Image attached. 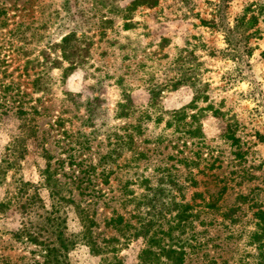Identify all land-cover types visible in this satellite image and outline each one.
Wrapping results in <instances>:
<instances>
[{
	"label": "rangeland",
	"instance_id": "obj_1",
	"mask_svg": "<svg viewBox=\"0 0 264 264\" xmlns=\"http://www.w3.org/2000/svg\"><path fill=\"white\" fill-rule=\"evenodd\" d=\"M243 13L255 19L241 37L228 28ZM71 31L82 61L63 80L67 62L50 61ZM40 71L45 92L32 86ZM154 85L164 91L152 105ZM95 97L94 126H83ZM126 124H140L131 140ZM42 147L61 186L62 264H135L163 244L182 246V264H264V0H0V264H48ZM135 230L146 234L126 239Z\"/></svg>",
	"mask_w": 264,
	"mask_h": 264
},
{
	"label": "trees",
	"instance_id": "obj_2",
	"mask_svg": "<svg viewBox=\"0 0 264 264\" xmlns=\"http://www.w3.org/2000/svg\"><path fill=\"white\" fill-rule=\"evenodd\" d=\"M221 3H224L225 0H219ZM158 2V0H141V3H147V5L150 6H154L156 5ZM255 17L251 16L248 19L246 18V14L243 13L240 16H238L235 19V24L232 28H228V30L230 32H232L234 29H239V28H243L242 31L239 33V35L241 37L247 36L245 34V29L246 27H251V23L252 21H254ZM246 26V27H245ZM226 40H227V36H226ZM80 38L77 37L76 32L75 31H71L68 32L64 35L61 36L59 42H57L55 44L56 47H58L60 49V57H61V61L58 59H53L52 61H50L49 59V55L44 53L42 54V62H39V65H46L47 61H50L51 63V68H57L60 67L59 65H61L62 60L67 62V66H65L63 68V72L64 74L62 75V79L64 80L65 77L67 76V74L72 71L81 61V55H80V51L81 49V45H80ZM47 72L45 71H40L37 72L35 74V77L32 80V86H33V90L36 92L39 91H43L45 92L48 89V85H47ZM182 78L178 77L176 80L173 81L172 84V89H175L180 83H182ZM164 86H159V85H154L152 87L148 88V93H149V100L150 103L152 105H155L157 102V99L160 95L161 92L164 91ZM2 98V97H1ZM4 98V97H3ZM124 101L120 102V118H124L127 117V115L129 114V109L131 106H133V102L131 99V95L129 93L124 94ZM199 98V95H195L194 97V101L197 100ZM96 100H98V98H93V99H86L83 103H82V107L84 109V115L82 118V124L83 126L86 127H93L94 126V122L98 116V112L96 111ZM190 107H194V105H191ZM20 114H28L29 112H27L24 109H20L19 111ZM174 116H183L185 115V108L175 111ZM20 117V116H19ZM27 120V119H26ZM31 119H28V121L23 122L21 125V129L28 131V135L25 136L26 139L31 138L34 136L35 133V126L33 124V122H29ZM136 127H140L136 125V126H131V124H126L123 128L125 130V138H130V134L128 133L129 131H131V129L136 128ZM35 137V136H34ZM20 138V137H19ZM24 139V137H21ZM125 138L123 140V137L121 138V144L120 146L125 145L126 141ZM20 140V139H19ZM43 152H44V157L46 160V165L45 168L41 171V179H42V184L47 188L48 190V194L49 197L52 200V210L48 211L47 213H49V217L46 218L47 222L49 223V226L52 229V233L55 234L56 238H55V243H44L45 244V261L48 264H62V259H63V254L61 249L66 250L67 249V242L65 241L66 238H64L63 233L64 230L61 225V222L59 221V216H56L55 213L57 212V205L59 204V200L63 199L61 196V186H60V181L58 178H55V173L53 172L54 169L51 168V158L52 155L48 152V150L46 148H43ZM59 160V159H58ZM60 163L62 162V160L59 161ZM4 172H5V168L4 166H0V181L2 180V177L4 176ZM168 175V174H167ZM161 176V178L159 179V183H164V177ZM25 185V184H24ZM153 193L152 195L149 197L148 195L145 196L147 201L145 202V204L148 207V212L149 213L154 207H155V203L157 202V193L159 192H163V189L160 188V186H157L153 189ZM32 198H28V203L31 201ZM4 207V203L1 202L0 203V208ZM83 208L80 209L78 212L79 213H83ZM263 215V213H262ZM87 217V216H86ZM84 217L82 216V219ZM86 219V218H84ZM261 220L264 224V216H261ZM84 225L82 224V228H85V230H89V227L86 225L85 221L83 220ZM122 223V217L120 216V224ZM263 227V226H262ZM264 229V227H263ZM27 230H29V227L25 224L22 225L21 231L23 232V234H27V236L31 239L32 238V234L30 232H27ZM146 234V230L145 232L142 230H135V232L131 233V235L128 234L127 238H129V236H132L133 238L137 237V235H142L144 236ZM261 233H254L253 234V238L254 239H259L258 237L260 236ZM259 235V236H258ZM151 236L150 238H148V243H150L151 240ZM36 241V239H35ZM41 244V243H40ZM184 255L185 252L182 248V246H179L177 244H163L162 246L158 247V250H153L152 247H146L144 249H142L141 254L138 256V261L135 264H182L184 261ZM121 261V259H120ZM257 264H263L262 260H260V262H258Z\"/></svg>",
	"mask_w": 264,
	"mask_h": 264
}]
</instances>
